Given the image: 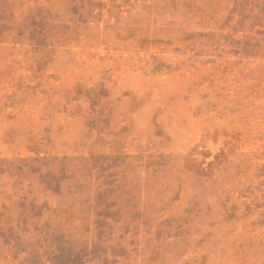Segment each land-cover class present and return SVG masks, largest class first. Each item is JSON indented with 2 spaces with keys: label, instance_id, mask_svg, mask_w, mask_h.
<instances>
[{
  "label": "rangeland",
  "instance_id": "374dc122",
  "mask_svg": "<svg viewBox=\"0 0 264 264\" xmlns=\"http://www.w3.org/2000/svg\"><path fill=\"white\" fill-rule=\"evenodd\" d=\"M0 264H264V0H0Z\"/></svg>",
  "mask_w": 264,
  "mask_h": 264
}]
</instances>
